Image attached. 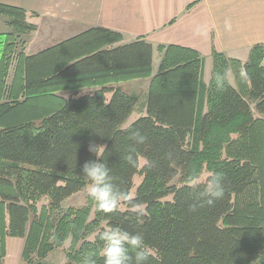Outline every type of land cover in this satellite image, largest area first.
<instances>
[{
	"label": "trees",
	"instance_id": "16d2710c",
	"mask_svg": "<svg viewBox=\"0 0 264 264\" xmlns=\"http://www.w3.org/2000/svg\"><path fill=\"white\" fill-rule=\"evenodd\" d=\"M0 16L9 30L0 34V264L6 238L24 239V264H45L68 239L66 264H80L90 251L102 264L98 233L109 223L143 232L154 250L149 264H264V46L251 48L245 63L213 52L205 84L204 59L188 48L158 46L154 75L152 45L143 38L123 43L120 33L103 28L27 55L23 38L37 29L28 13L0 5ZM241 67L248 81L239 78ZM217 73H226L223 88ZM139 79L149 80L146 114L124 128L140 98L118 85ZM83 88L94 90L57 95ZM137 129L147 136L144 145L129 139ZM90 142L106 145L104 158L129 194L133 179L142 178L131 197L141 217L127 203L101 213L90 197L87 209L51 214L86 187L80 165L94 158ZM131 147L135 166L123 159ZM145 157L153 166H140ZM204 168L222 174L225 193L192 212L188 181ZM176 178L180 186L172 184ZM43 197L48 205L39 211ZM94 229V240L75 251Z\"/></svg>",
	"mask_w": 264,
	"mask_h": 264
},
{
	"label": "crops",
	"instance_id": "0c3cea01",
	"mask_svg": "<svg viewBox=\"0 0 264 264\" xmlns=\"http://www.w3.org/2000/svg\"><path fill=\"white\" fill-rule=\"evenodd\" d=\"M0 5L26 11L28 22L37 27L31 38L36 44H51L28 48L27 55L103 28L120 33L123 43L143 38L152 45L153 75L161 61L158 46L194 50L204 65H212L213 52L245 63L251 48L264 46V0H0ZM8 31L0 16V34ZM209 80L202 78L205 84ZM228 81L236 86L231 72ZM124 86L118 85L122 91Z\"/></svg>",
	"mask_w": 264,
	"mask_h": 264
},
{
	"label": "clouds",
	"instance_id": "9594fccd",
	"mask_svg": "<svg viewBox=\"0 0 264 264\" xmlns=\"http://www.w3.org/2000/svg\"><path fill=\"white\" fill-rule=\"evenodd\" d=\"M227 27V25H226ZM239 78L242 81L250 79L246 68L239 69ZM217 88H223L226 83V73L215 75ZM129 139L133 145H144L147 136L140 130L130 133ZM106 145L90 142L87 151L94 156L93 159H86L80 165V172L87 180V195L95 202L99 212L114 214L122 204L127 203L141 217L144 212L139 204L132 202L131 195L126 189L116 183L107 160L104 158ZM172 159V154H167ZM137 152L131 147L123 159L129 166H135ZM143 163L151 167L153 162L146 157ZM225 193L222 174L214 171L209 172L203 181L191 180L190 196L193 203L188 205L189 211L195 212L199 206L213 205L217 200L222 199ZM100 241L99 256L102 257V264H149V259L154 255V250L146 243L145 236L141 231H130L119 224L109 223L98 233ZM97 253L90 251L86 253L80 264H97Z\"/></svg>",
	"mask_w": 264,
	"mask_h": 264
},
{
	"label": "rangeland",
	"instance_id": "374dc122",
	"mask_svg": "<svg viewBox=\"0 0 264 264\" xmlns=\"http://www.w3.org/2000/svg\"><path fill=\"white\" fill-rule=\"evenodd\" d=\"M30 34L25 36L23 38L24 43H25V50L27 49L28 53L31 52L30 49L28 48H32L33 47H45V46H49L51 45L50 43H45L43 44H36V38L33 37L31 38ZM36 47V48H38ZM35 50V49H33ZM37 52V51H36ZM158 67V66H157ZM211 68L212 65L211 63H206L203 67V73H202V78L204 80H208V78H210L211 75ZM147 82L148 79H139V80H133L130 82H126L124 83L125 86L123 87L124 91L126 94L128 95H133L136 94L139 96L140 98V103L139 106H137L134 111L132 112V114L130 115V117L128 118V120L125 122V124L123 125L124 128L128 127L130 124H132L133 122H135L137 119H139L140 117L145 116L146 114V110L144 106V103L146 102V98H147ZM94 89L91 88H83L78 90L77 92L74 91H67V92H61L59 94H57L58 96L64 97V98H69V97H73V96H78L81 94H86L89 93L90 91H92ZM144 110H143V109ZM143 165V161H140V166ZM209 173H207L206 169L204 168L201 173L195 178L198 181H203L205 177H207ZM142 178L139 176H136L133 179V188L130 192L131 197H133V195L135 194V190L136 188L139 186V184L141 183ZM188 183L191 185V180L188 181ZM172 184L176 185V186H180L181 185V181L179 178H176ZM183 184V183H182ZM88 195H87V185L86 187L81 191L78 192L74 195H72L71 197H69L68 199H66L63 204L62 207L59 211L55 212L53 211V213H51L52 215H62L64 213L67 212V210L69 208L74 209V210H78V209H87L89 208V204H88ZM48 205V201L46 200L45 197H43L42 199H40L37 202V210L40 211V209L42 208V206H47ZM120 209L124 210L125 206L121 205ZM94 218V207H92L91 212L89 214L88 217V221H91ZM33 219V215H30V220L28 223L27 228L29 229L30 223ZM96 229H94V231L89 232V233H84L82 240L80 241V243L78 244L77 248L75 251H78L80 244L82 243H91L94 240V237L96 235L95 233ZM71 245V240L68 239L66 242H64L62 244L61 247L54 249L51 253H49L45 259V264H66L68 262V253L70 252V246ZM24 246V239H20V238H6L5 240V248H6V252H5V258H3V264H24V262L21 259V253H22V249Z\"/></svg>",
	"mask_w": 264,
	"mask_h": 264
}]
</instances>
